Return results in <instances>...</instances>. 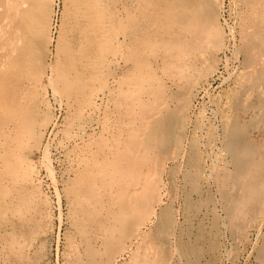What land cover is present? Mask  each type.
<instances>
[{
	"label": "bare ground",
	"instance_id": "bare-ground-1",
	"mask_svg": "<svg viewBox=\"0 0 264 264\" xmlns=\"http://www.w3.org/2000/svg\"><path fill=\"white\" fill-rule=\"evenodd\" d=\"M223 1L65 0L53 35L52 0H0V264L48 254L42 170L65 205V264H220L222 237L236 259L251 229L264 264V0H233L238 45ZM220 52L242 70L209 101L218 125L192 120Z\"/></svg>",
	"mask_w": 264,
	"mask_h": 264
},
{
	"label": "rangeland",
	"instance_id": "rangeland-1",
	"mask_svg": "<svg viewBox=\"0 0 264 264\" xmlns=\"http://www.w3.org/2000/svg\"><path fill=\"white\" fill-rule=\"evenodd\" d=\"M52 1H53V3H52L53 21H52L51 30L53 31L52 34L54 35L58 25L60 24V22L62 20L65 0H52ZM217 1H219V0H217ZM237 10H239V7L234 5L233 0H224L223 1V7H222V13H221L220 17H218V21L222 25V27L224 28V30L226 32L228 31L227 28L231 27V29H233L234 35L236 37L234 42H235V44L238 45L239 44V38H238L239 34L238 33L240 31V26H239V22H238L239 20H238ZM222 19H224V20H222ZM225 26H227V27H225ZM231 42H232V44H231ZM234 42L232 40H230V38L228 37L227 43L230 44V49H233L232 45ZM50 48L52 49V47H50ZM227 55H228L229 59L226 61L225 54L223 52L219 53V58H218L219 61L217 63L218 72H216V74L214 75V77H213L214 81H212L210 86L208 87V89L206 91L207 93L202 92V91L198 92L197 99H196L197 101L196 102L194 101L195 103H193L192 109L190 110V115H191L192 120H194V117H193L194 114L199 112L200 109H204L205 110V113H204L205 122L206 123L212 122L215 125H218V123L216 121L217 119L213 115L214 113L211 112V109L214 110V108H215L214 104L210 103V102L213 101L215 98L221 97V103L224 104L225 101L227 100V98H226L227 88L233 87V81L235 79V76L237 74H239L240 71L242 70V68H241V62L242 61L240 60L241 57H239V56H237V58H235L236 56L231 57L232 55L229 52H227ZM225 64L229 67H227ZM203 65L204 64L202 63L201 64V66H202L201 71H199V72L193 71L192 72V75L194 78H199V81H198L199 83H201L205 79L204 78L205 75L203 72L204 71ZM233 65L235 67H233ZM236 68H237V70H236ZM222 78H224L225 80ZM223 81H225V82H223ZM193 91H194V87L190 88L189 91H184L183 100L185 102H188L190 100L191 94L194 93ZM208 93H209V95H208ZM205 94H207V95H205ZM47 98L49 99V95H47ZM205 99H207V100H205ZM210 107H211V109H210ZM54 113H55V111H54ZM209 114H211V116ZM192 120H190V121H192ZM61 121H62L61 115H58V120H57L58 126H61ZM187 129L188 130L192 129V123H190V125ZM50 132H51V129H49L46 132L47 134L44 136L46 138V141L44 140V144H46V142L48 140H50ZM52 144L53 143H51V145ZM174 150L172 152H174ZM52 155L55 156V151L52 152ZM35 156H39V155L36 154ZM178 156L179 155L174 153L172 158L178 157ZM164 158H165V160L163 159L164 160L163 166L167 169L169 167H171L172 165H174L175 163L181 161L180 159L168 160V158H169L168 155H165ZM53 162H54L53 167L56 168L55 178L58 180L59 179L58 167H57V164L55 163L54 160H53ZM206 164H208V165L210 164V159H208V158L206 159ZM147 176L149 177V181H148V185H147V187H149V189L147 190L149 193L148 192L147 193L149 195L154 194L153 197H155L154 199L151 200V203L149 201L148 206L150 205L151 207H154L156 205V199L158 198V195L156 196L155 193L157 192L156 185L159 182V179L154 178V176H150V173H148ZM164 178H165V180L167 179L166 174L164 175ZM41 182H42L41 183L42 188H43L44 192L46 193V196L49 197L50 200L53 202L52 211H51L52 216L46 222L47 228H46L45 232L43 234H41V238L45 239V241H46L47 250H48V254L46 256L45 255L42 256V261H43L42 264H65L63 251L65 250L66 228L68 227V221L66 220V218L64 216V213L66 212L65 205H64V202L61 203L62 215L60 217L59 216V210L55 204V201H56L55 200V191H54L53 186L50 185L51 179L47 178L45 176V173L43 170H42V174H41ZM142 193L143 192L141 191V192H138L137 194L141 195ZM165 204H166L165 193H162L160 195V203H159L160 206L159 207L156 206V211H159L160 208L165 206ZM133 208H135V207L133 206ZM254 232L255 231L253 229H251L250 232L248 233L249 240L246 242V244H243V246H241V251L239 252L238 257H237L238 259L237 258L235 259L230 252H226L227 250H229V248L232 249L233 245L235 244V241L233 239H231L229 236L227 237V234H225V236L222 237V244H221L222 247L220 250V252H222V256H224V258L221 257L220 264H233V263H235V264H256V262L254 260V250L250 246V245H253L254 243L259 242V239L257 240L256 234ZM251 241L253 242V244ZM35 243H37V242H35ZM237 243H238V239H237ZM229 251H231V250H229ZM227 256H229V257H227ZM127 259H128V255L121 256L118 259L117 263H124ZM163 262H164V260H163Z\"/></svg>",
	"mask_w": 264,
	"mask_h": 264
}]
</instances>
